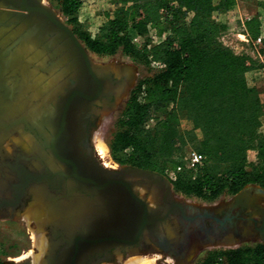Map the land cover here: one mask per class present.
<instances>
[{"label": "water", "instance_id": "1", "mask_svg": "<svg viewBox=\"0 0 264 264\" xmlns=\"http://www.w3.org/2000/svg\"><path fill=\"white\" fill-rule=\"evenodd\" d=\"M21 43L30 47L36 62L12 55ZM129 69L120 67L116 74L96 69L75 32L43 1L0 0L3 97L29 98L32 77L44 73L51 79L59 74L57 88L27 111L44 141L36 155L26 158L34 156L39 170L24 169L27 181L22 195L33 179L42 185L38 198L48 211L67 205L72 211L69 219H74L73 225L62 224L61 233L67 236L55 244L43 264H79L84 253L96 246L125 250L141 245L163 250L178 264H189L201 248H235L255 230L264 243V207L259 203L264 201V188L259 185H246L224 207L212 209L174 194L173 184L156 172L133 166L111 169L98 161L91 147L87 154L81 152L86 118L94 103L103 96L110 99L115 84ZM46 183L69 188L53 196ZM137 186L145 187L147 193L141 194ZM85 194L94 195L97 206L89 207ZM244 209L248 211L239 215ZM222 211L225 215L219 217ZM256 216L261 218V227Z\"/></svg>", "mask_w": 264, "mask_h": 264}, {"label": "trees", "instance_id": "2", "mask_svg": "<svg viewBox=\"0 0 264 264\" xmlns=\"http://www.w3.org/2000/svg\"><path fill=\"white\" fill-rule=\"evenodd\" d=\"M61 10L76 22L85 0H58ZM118 7L97 37L81 31L79 39L90 51L113 56L118 51L147 66H158L140 79L117 121L109 146L121 164L160 173L187 166L182 150L195 131L203 165L185 168L173 182L176 191L213 200L224 192L238 193L246 185L264 188V99L250 86L246 73L258 60L238 54L221 41L226 28L213 18L217 10L233 9L236 0H117ZM193 13L185 21L182 14ZM151 28L166 32L159 43L141 45L131 34ZM251 36L264 32L259 14L246 22ZM243 30V29H242ZM76 34V32H75ZM168 112L163 113L166 109ZM186 111L192 127L181 130L179 113ZM153 122L148 126V123ZM257 152L250 161L248 152ZM0 264H8L0 258ZM200 264H264V243L214 250Z\"/></svg>", "mask_w": 264, "mask_h": 264}, {"label": "rangeland", "instance_id": "3", "mask_svg": "<svg viewBox=\"0 0 264 264\" xmlns=\"http://www.w3.org/2000/svg\"><path fill=\"white\" fill-rule=\"evenodd\" d=\"M41 1H43L47 6L53 8L57 12L61 20L65 24H67L74 32H76L77 37L79 36L81 31L89 33L92 37H97L99 35L101 26L106 23L110 17L113 16L115 10L118 7L117 0H85L81 9H79V11L76 13L77 21L74 22L70 20V16L65 15L62 12L61 5L58 0ZM214 1L218 4L220 0ZM192 14L193 13H189L188 15L182 14L179 17H185V21L188 22ZM255 14H259L261 21L263 19L262 23L264 26V0H236V4L233 9L228 11L217 10L214 13L213 18L216 21L220 22L226 28V31L221 35L220 38L224 44L230 46L238 54L246 53L253 59L257 60L255 56L256 48L254 47V45L251 42H245V40L241 36H239L240 33H243L241 18H245L248 15L253 17ZM261 34L264 35V32L260 33L259 35ZM139 35L141 38L138 41L137 45H141L148 39L150 41V44H156L165 39L166 32L160 33L159 29L149 27L147 32ZM131 37L133 38L132 34ZM9 39L10 37L7 38L8 44L10 43ZM81 42L83 43V41ZM258 48L259 50L262 49V51H264V42L262 45L260 44ZM86 49L92 61L95 63V67H97L98 69H103L105 71H110L116 74L120 72V67L130 68L129 75L131 78L129 79V83L126 85L125 92H123L121 96L117 95V98L114 102L110 103L108 106L100 110V113L97 117L95 133L93 135V146L95 147L97 158L101 162H103L105 166L114 169L126 167V164H121L114 159L109 143L113 133L118 130L117 121L131 94V91L136 87L140 79L152 76L158 70V66H147L140 61L133 59V57L126 55L121 50L113 56H101L90 51L88 48ZM12 55H15V57H18L21 60L24 59L30 63L36 62V58L31 52L30 47H28L26 43L19 44L13 50ZM33 73L35 75L38 74L37 71H34ZM56 79V75L53 78L51 77L50 79L49 77H46L44 73L32 77L30 86L32 92L29 93V98L26 97V99H39L40 95L45 93L47 89L49 90L52 84L55 85V83L57 82ZM246 79L248 84L256 88L264 99V69L259 60L257 61V63H255L253 68L246 73ZM18 98L20 100L16 102L15 106L12 107H7V103L9 104L11 102L1 100L0 98V120L4 116L10 114L7 112V110H9V112L11 113H15L13 111L14 109L17 114H19V112L23 110V100H21L22 97L18 96ZM4 99L10 100L9 98ZM169 109L170 108L163 110L165 111L163 113L168 112ZM178 125L180 126L181 130H188L192 127L186 111H182L179 113ZM15 130L16 129H0V157L4 156V153H11L13 149V143H15L23 153H26V151H28V140L26 139V135H21L20 131ZM259 131L261 133H264V116L261 119V126L259 128ZM195 133L196 134L193 138V141L185 146L182 150V157L184 159V162H187L188 160V151L190 149H195V145H197L203 137V132L201 129H197ZM102 145L107 146L106 152L102 149L100 150ZM248 157L250 161H256L257 152L255 150L249 151ZM174 194L183 197V199H189L193 202H198L201 204L221 203L222 205L227 204L235 195L230 192H224L213 200H206L194 196L185 195L179 191H176L175 188ZM43 209V207L39 206V204L36 203V206L34 208L32 207V209H29L27 212H25V216L21 215V213H19L20 211L13 216L10 215V213H2L0 215L1 259L6 261L8 264H20L18 261H33V263L35 264L41 260L45 248L47 249L49 245L47 241L45 242L47 236L45 232L46 228L42 225L44 222V219L42 218L46 215L47 212L45 211V209ZM60 211L61 213L59 215H63V220L66 221L68 217L67 210L62 209ZM54 213L56 212L53 211L52 215H49V219L56 218ZM30 214H32V217ZM258 243L262 242L256 240H247L243 243H240V245L236 247L255 246ZM228 248L229 247L225 246L202 248L196 254V256L194 255L192 257L189 264H200L211 251ZM128 253L129 255L118 253L112 262L106 264H133V261L135 259L140 258L153 259L155 261L154 264H178L177 262L170 259V257L165 256L159 251L150 252L134 248L126 252V254Z\"/></svg>", "mask_w": 264, "mask_h": 264}, {"label": "flooded vegetation", "instance_id": "4", "mask_svg": "<svg viewBox=\"0 0 264 264\" xmlns=\"http://www.w3.org/2000/svg\"><path fill=\"white\" fill-rule=\"evenodd\" d=\"M129 74H125L121 79L119 83H116L115 86L122 85L124 88H119L115 94L113 92L112 97L109 99L106 96H103L100 100H98L96 103H94L93 108L89 112V116L86 118V138L80 143L81 152L87 154V149L89 147L92 148V150L95 152L96 158L97 154L95 151V147L93 146V135L95 133V127L97 124V117L100 113V110L108 106L110 103L114 102L117 98V95H121L123 92H125L126 85L129 83L130 79ZM74 83V81H71ZM2 92V97L4 96L5 92L0 89ZM34 91V89H33ZM32 92V90L30 91ZM29 92V93H30ZM5 98V97H3ZM41 98V95H40ZM39 99H22L23 100V110L19 112V114L16 113V111L13 109L15 113L8 114L7 116H4L0 120V129L4 130H11L16 129L15 131H20L21 135H26L28 138V151L26 153H23L20 151L21 149L17 147L15 143L12 144V151L11 153H4V156L0 157V215L2 213L9 214L10 215H16V213H21V215L25 216V212H27L29 209H32L36 206V203L39 204V206L44 207L39 197V190L41 189L42 185L35 182L33 179L30 180V183L25 187V193L22 195V185L24 181H27L25 177H23L24 169H27L29 172H38L39 166L38 161L32 156V159L27 160L26 158L30 155H36L37 154V148L39 146V143L43 142V136L40 134V129L35 125V118L27 117V111L28 109L33 108V106H36V102H38ZM12 101L18 102L20 99L18 97L16 98H9ZM122 99V97H121ZM25 101L27 102L25 104ZM33 103L32 105H29ZM32 106V107H31ZM26 116V117H25ZM19 132V133H20ZM12 141V140H11ZM98 159V158H97ZM98 161L104 165L103 162H101L99 159ZM105 166V165H104ZM128 165H126L127 167ZM107 167V166H106ZM109 168V167H108ZM122 168V167H121ZM114 169V168H111ZM120 169V168H119ZM115 169V170H119ZM160 174V173H158ZM162 175V174H160ZM163 178H166V176L162 175ZM45 188L50 191V193L53 196H60L63 192L68 191V186L65 188L63 187H55L51 186V184H44ZM255 185V184H254ZM44 187V186H43ZM140 191V190H139ZM146 193V192H145ZM144 193V194H145ZM85 198L87 200V204L89 207H95L97 206L96 201H94L95 196L90 194H85ZM31 199V200H30ZM33 199V200H32ZM37 200V201H36ZM189 200V199H187ZM33 201V202H30ZM39 201V202H38ZM193 202L192 200H190ZM31 203V204H30ZM196 204H201L198 202H193ZM261 206L264 207V201L259 202ZM32 205V206H30ZM205 205L207 207H210L212 209L224 207L225 205H222L221 203L216 204H201ZM67 205L62 206V209L67 210L68 217L66 221L63 220V215H59L61 213V208L57 211H54L56 213L55 217L49 219V215L52 214L51 211H47L46 215L42 218L44 219L43 226L46 228V240L49 243L48 248H45L44 254L42 255V261L45 262L46 258L51 254V251H53L55 244L57 242H62L64 236H67V234H62V224H72L74 222V219L70 218L69 215H72V211L69 210V208L66 207ZM64 207V208H63ZM250 211H253V209H249ZM46 211V210H45ZM248 211V209H244L243 211H240L239 215H243ZM58 214V215H57ZM219 217L224 216V211L222 213H217ZM32 217V214H30ZM260 222L258 223V226L261 227V218L256 216ZM26 219V218H25ZM58 224H61L58 226ZM73 225V224H72ZM64 233V232H63ZM247 240H256L259 242L261 241L260 232L258 230H255L253 234L250 235L249 238H244L240 240V243H243ZM263 243V242H262ZM61 246V245H60ZM208 247H216V246H208ZM105 247L103 246H96L89 250H87L84 253L83 258L81 259L79 264H106L109 262H112L118 253H122L124 255L127 251L131 249H141L144 251H159L160 253H163L165 256L170 257L167 255L163 250H154L149 246L141 245V246H135L130 247L125 250L117 247H108V249L104 250ZM206 248V247H203ZM202 249V248H201ZM200 249V250H201ZM199 250V251H200ZM198 251V252H199ZM55 255L59 257L58 250L55 249ZM197 252V253H198ZM196 256V255H195ZM119 257V256H118ZM173 261H175L173 258L170 257ZM20 264H34L33 261L26 262V261H18ZM42 263V264H43ZM36 264V263H35Z\"/></svg>", "mask_w": 264, "mask_h": 264}, {"label": "built area", "instance_id": "5", "mask_svg": "<svg viewBox=\"0 0 264 264\" xmlns=\"http://www.w3.org/2000/svg\"><path fill=\"white\" fill-rule=\"evenodd\" d=\"M191 13V12H190ZM252 18V16L248 15L245 18H241L242 20V27H243V35L245 36V42L247 43H252L254 45V47L256 48V53L255 56L257 58V60H259L263 66L264 69V51L259 50V45L263 44L264 42V35L261 34L257 37H253L250 35V33L247 30L246 27V22L248 20H250ZM133 35V42L135 44H138V41L140 40V35L135 32L132 34ZM153 122V119H151V121L148 123V126H150V124ZM187 159H188V164L187 166H183V165H179L177 167H170L166 170V177L167 179L173 184V182L177 179L179 172H181L182 170H184L185 168L191 169L193 172H196V170L203 165V158L202 155L194 150V149H190L187 153Z\"/></svg>", "mask_w": 264, "mask_h": 264}, {"label": "bare ground", "instance_id": "6", "mask_svg": "<svg viewBox=\"0 0 264 264\" xmlns=\"http://www.w3.org/2000/svg\"><path fill=\"white\" fill-rule=\"evenodd\" d=\"M46 60L44 59V62H45ZM96 69H98L97 67H95ZM25 75H24V78L25 79H28V75H26V73H24ZM56 75V74H55ZM57 82H58V79H59V74L57 73ZM57 82H56V84H57ZM56 84L52 87V88H49V90H47L45 93H43V94H41V96H43L44 94L46 95L47 93H49V92H52L54 89H56L57 87H56ZM119 88H124V87H122V85H118V86H115L114 87V92H115V94H116V92H117V90L119 89ZM2 92L0 91V98H1V100H4V101H9V102H11V103H7V107H12V106H15V101H10V100H6V99H4L2 96ZM44 95V96H45ZM39 96V95H38ZM121 96V95H120ZM27 102H25V104H26ZM33 103H31V104H29V105H32ZM32 107V106H31ZM33 107H35V106H33ZM7 112L8 113H10L9 112V110H7ZM108 118V117H107ZM27 137V136H26ZM28 138V137H27ZM26 138V139H27ZM99 145V144H98ZM103 150V151H105L106 152V150H107V146H105V145H102L101 146V148H100V150ZM137 189L138 190H140L139 192L141 193V194H144L145 192H147V190H146V188L145 187H143V186H137ZM46 211H48L45 207H43ZM43 209V210H44ZM42 210V211H43ZM37 212V211H36ZM36 212H35V214H36ZM40 212V211H39ZM52 215V214H51ZM58 215V214H57ZM48 245V244H47ZM154 260L153 259H146V258H144V259H142V258H140V259H135L134 261H133V264H154ZM43 263V261H42V258H41V260L40 261H38L36 264H42Z\"/></svg>", "mask_w": 264, "mask_h": 264}, {"label": "crops", "instance_id": "7", "mask_svg": "<svg viewBox=\"0 0 264 264\" xmlns=\"http://www.w3.org/2000/svg\"><path fill=\"white\" fill-rule=\"evenodd\" d=\"M263 21V19H262ZM239 36H241L243 39H245V36L243 35V33H240Z\"/></svg>", "mask_w": 264, "mask_h": 264}]
</instances>
